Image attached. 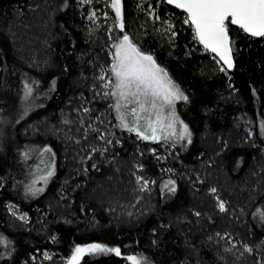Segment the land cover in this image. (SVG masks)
<instances>
[{
	"label": "trees",
	"instance_id": "1",
	"mask_svg": "<svg viewBox=\"0 0 264 264\" xmlns=\"http://www.w3.org/2000/svg\"><path fill=\"white\" fill-rule=\"evenodd\" d=\"M90 12L0 0V264H67L92 244L121 254L79 264H264V38L230 26L236 65L221 71L165 0H122L110 34ZM124 34L187 95L190 143L169 152L121 126L100 77Z\"/></svg>",
	"mask_w": 264,
	"mask_h": 264
},
{
	"label": "snow or ice",
	"instance_id": "2",
	"mask_svg": "<svg viewBox=\"0 0 264 264\" xmlns=\"http://www.w3.org/2000/svg\"><path fill=\"white\" fill-rule=\"evenodd\" d=\"M85 2L90 3L91 0H85ZM165 2L186 13L183 23L194 29L193 39L202 44L205 50L217 54L228 69L234 67L233 41L229 36L230 26H236L252 37L264 38V0H165ZM111 8L114 9L116 17L119 19V28L123 30L122 0H111ZM95 15L96 13L93 12L89 19ZM156 18L159 19V17ZM173 27L174 25L169 24L168 30ZM175 35L176 33L172 32V36ZM112 47L115 49L112 57L113 63L109 70V80L104 87L112 84L111 77L114 76L115 90L111 93L105 92L104 95L110 94L117 98L116 103L111 107L118 113L123 128L136 131L145 140L156 139L157 128L154 126L152 115H155V124H160L162 122L161 112L165 107L172 109L174 116L175 102L177 100L187 101L188 97L175 85L167 71L157 64L154 57L142 52L127 34H124L119 42L113 44ZM220 70L225 71L224 68ZM100 79L103 80L104 76L102 75ZM28 92H31V88L28 89ZM122 107L127 110V115L132 117L137 126L129 128L126 116L121 112ZM141 119L151 130V137L140 132L138 125ZM174 124L175 120L173 119L167 124V127L172 129ZM184 136H190L187 125L183 126V134L180 138L183 139ZM188 142L190 143L191 140L189 139ZM46 151H50V149H46ZM48 175L51 176L52 172H49ZM211 191L215 193L216 189H211ZM218 207L221 211L225 210L222 201ZM196 215L199 216L200 213H196ZM247 251L250 252L251 249H247ZM85 252H114L117 256L121 254L119 248H107L100 244H92L87 247L77 246L71 257V264H79ZM127 259L133 264H140L135 256H129Z\"/></svg>",
	"mask_w": 264,
	"mask_h": 264
},
{
	"label": "rangeland",
	"instance_id": "3",
	"mask_svg": "<svg viewBox=\"0 0 264 264\" xmlns=\"http://www.w3.org/2000/svg\"><path fill=\"white\" fill-rule=\"evenodd\" d=\"M81 1H82V3L88 4V5L91 6L90 15L93 12L96 13V15L92 18V22L95 23L96 25H98L99 27L109 25V34H110L112 32L113 28H114V22L112 20L111 14H110V9H112L111 8V0H110V5L107 4V2H106L107 0H91L90 3L85 2V0H81ZM115 25L117 26L118 29H120L119 28V20L116 21ZM121 38H122V36L119 37L117 40H115L112 43L113 44L118 43L119 39H121ZM114 52H115V49L113 47H111V49H110L111 58L113 57V53ZM112 63H113V59H112ZM102 75L104 76L103 80L105 81V84H106L108 82V80H109V75L110 74L109 73L108 74L103 73ZM168 76L170 77L169 74H168ZM113 77H111L112 84H110L108 86L109 89H112V91L115 90V77L114 78ZM175 85H177V84H175ZM179 89L183 92L184 95H186L185 92L180 87H179ZM116 100H117V98L115 97V100H114L115 103H116ZM179 101H184V100H177L175 102V104H174V116L172 115V109H169L168 107L164 108V110L161 112L162 122L160 124H155V115L154 114L152 115V120L154 122V126L157 128V131H156V137L157 138L156 139H151V138L147 139L150 142H161V146L163 148L167 149V151H169V152L174 149V144H173L174 142H177V143H180V144L183 143V142H187L188 143L189 139L191 140V138H192V134H191V131H190L189 127H188V130L190 132V136H184L183 139L180 138L181 135L183 134V126L187 125V124L184 123L180 119V117L178 115L177 104H178ZM121 112L125 114L126 120L128 121V124H129V128L137 126L135 121H133L132 117L127 115V110L126 109H124L122 107L121 108ZM116 114L118 116L117 112H116ZM173 119L175 120L174 127L172 129H169L167 127V124ZM138 127H139L140 132H143L145 135H148L149 137H151L152 132H151L150 129L147 128L146 123H145V121L143 119H141L139 121ZM124 129H126V128H124ZM126 130L128 132H133V133L137 134L136 131H129L128 129H126ZM172 133H175V134H172ZM138 136H139L138 138H142L140 135H138ZM152 151H157V149L155 147H152ZM160 156H162V155H160ZM138 178H142V179L138 180ZM137 180H138V183L140 185H142V186L148 185V183H149V180L147 178H145L143 176H140V175H137ZM145 181L147 182L146 184H145ZM9 207H10V210L16 216H18L20 218H26V213L21 211L19 209V207L17 205H15L14 203H10ZM45 254L46 255H50V252H45ZM73 254H74V252L71 255H69L68 257L64 258L65 259L64 261L67 264H68V262L71 259Z\"/></svg>",
	"mask_w": 264,
	"mask_h": 264
},
{
	"label": "water",
	"instance_id": "4",
	"mask_svg": "<svg viewBox=\"0 0 264 264\" xmlns=\"http://www.w3.org/2000/svg\"><path fill=\"white\" fill-rule=\"evenodd\" d=\"M171 6H173V7H175L174 5H171ZM176 8V7H175ZM178 9V8H177ZM179 10H181V9H179ZM181 11H183V10H181ZM186 14V13H185ZM249 35V34H248ZM229 36H230V34H229ZM231 37V36H230ZM255 38H261V37H255ZM202 45V44H201ZM203 46V45H202ZM204 47V46H203ZM208 51V50H207ZM210 52V51H209ZM211 53V52H210ZM215 57H216V59L221 63V65L224 67V69L225 70H227V71H232L234 68H235V65H236V62H235V58H234V52H232V55H233V60H234V67L233 68H231V69H228L227 68V66L226 65H224L223 64V62L222 61H220V59H219V56L217 55V54H215V53H212ZM81 259H82V257H81ZM80 259V260H81ZM80 262V261H79ZM68 264H71V259L69 260V262H68Z\"/></svg>",
	"mask_w": 264,
	"mask_h": 264
},
{
	"label": "crops",
	"instance_id": "5",
	"mask_svg": "<svg viewBox=\"0 0 264 264\" xmlns=\"http://www.w3.org/2000/svg\"><path fill=\"white\" fill-rule=\"evenodd\" d=\"M155 59V58H154Z\"/></svg>",
	"mask_w": 264,
	"mask_h": 264
}]
</instances>
